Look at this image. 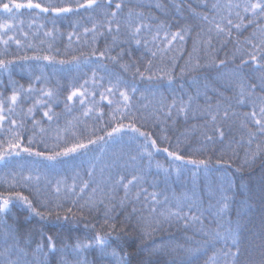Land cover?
Listing matches in <instances>:
<instances>
[{
	"label": "trees",
	"instance_id": "16d2710c",
	"mask_svg": "<svg viewBox=\"0 0 264 264\" xmlns=\"http://www.w3.org/2000/svg\"><path fill=\"white\" fill-rule=\"evenodd\" d=\"M215 2L123 0L117 42L113 43V36L104 30L95 44L92 33L85 35L84 28H90L94 22L105 23L99 11L81 10L82 15L57 19L53 25L52 19L43 14L30 16L27 10H21L23 24L17 21L14 33L21 45L12 41L7 46L0 43L3 54L0 58L15 61L9 72L0 73V94L10 96L14 83L27 87L35 76H42L44 80L37 86L56 89L59 96V103L52 106L57 115L51 121L43 116L44 108L25 120L21 147H31L33 152L48 156L75 143H87L89 139L97 143L55 160L29 155L17 148L13 151L20 152L19 156L0 162V193L11 201L8 211L0 213V253L8 250L11 259L19 258L21 264H61L62 260L74 264L77 253L73 252V246L77 241L87 243L97 233H111L107 254L102 256L95 249H85L78 254L79 259L87 264H119L118 257L111 256L112 249H116L127 264H208L213 256L216 264H233L232 258L224 253L238 247L234 264H264V152L254 159L246 155L248 130L242 127L243 114L252 111V101L264 96L261 91L264 71L258 70L251 61L241 66V58L248 59V52L253 51L246 41L252 38L253 43H259L261 37L257 33L253 38L252 26L239 32L232 28L231 36L218 35L215 24L226 25L221 17L227 15V10H214ZM226 3L228 0H220L221 5ZM137 13L151 27V30H142L146 43L142 41L140 45L129 39L131 26L140 23ZM204 16L208 19L204 20ZM4 20L0 15V22ZM160 24L165 28L157 36ZM181 29L187 30L183 41H173L171 45L162 43L165 32L170 34ZM45 31L52 35L45 36ZM69 34H72L71 40ZM209 39L211 45L206 43ZM106 47L117 60L97 59L99 51ZM94 48L97 56L92 55ZM153 51L156 56H152ZM24 56H49L52 61L24 60ZM61 60L65 63H59ZM220 60L226 63L217 67ZM149 61L155 73L152 80L133 75L136 67L143 71ZM122 65L131 67L126 71ZM181 67L188 70L181 73ZM170 70L173 72L171 83L165 75ZM94 71L98 84L103 76L102 83L107 86L108 76L116 74L128 85H135L137 91L131 93L130 110L122 109L130 111L129 116L122 119L116 114L115 103L100 101L98 93L103 88H98L95 97H89L99 101L100 107L88 117L83 116V106L78 103L70 102L71 111L64 108L73 86L78 87L87 79L88 87H93ZM253 86L255 93L250 96ZM241 88L246 97L244 104L237 103ZM182 102L185 112L178 111ZM173 103L176 107L171 108L169 116L166 110ZM217 104L220 109L215 126L224 133L222 141L211 117L206 116L208 111L216 112ZM28 106L25 105V112ZM225 108L229 109L227 119L223 118ZM17 113L13 118L19 122L23 113L19 108ZM33 118L40 121V126L33 127ZM121 122L126 127L109 138L105 133ZM129 123L149 133L160 148L168 147L186 159L208 160L206 168L184 164L177 171L170 167L171 158L152 149L150 141L148 150L154 155L149 167L148 157L142 154L145 138L130 131ZM9 126L5 121V128ZM208 135L213 137L212 141L206 139ZM99 136H104V140L97 139ZM29 137H34L32 145H28ZM8 139L7 133H0V145H3L0 151L7 150ZM158 164L162 167L157 168ZM163 169H169L168 174ZM136 174L142 175L143 180L121 203L125 193L117 181L123 176L126 183ZM84 182L89 187L80 193ZM142 189H147L148 194L157 193L160 203L150 195L145 200ZM136 192H140L139 200L135 198ZM16 193L26 196L43 215H36ZM224 198L228 207L221 210L220 201ZM177 204L183 213H188L193 206L190 215L198 216L199 220H166L161 215L162 212L167 215L169 208L176 211ZM69 208L72 212L67 211ZM230 228L236 232L237 245L230 240L227 243L209 240L208 233L226 232ZM48 237H52L57 251L45 256L43 253L49 252ZM38 247L41 252L36 251Z\"/></svg>",
	"mask_w": 264,
	"mask_h": 264
},
{
	"label": "snow or ice",
	"instance_id": "6c2138e0",
	"mask_svg": "<svg viewBox=\"0 0 264 264\" xmlns=\"http://www.w3.org/2000/svg\"><path fill=\"white\" fill-rule=\"evenodd\" d=\"M123 8V0H60V2H55V0H26V2H24V0H0V15H3L5 17L4 22H0V43L7 46L9 44V41H12L17 46L21 45V41L14 34L17 31V21H19L20 24H23V20L20 19V16L23 15L21 10H27L30 16L33 15V13L36 16H40L41 14H43L45 18L52 19L53 25H55L57 19H67L69 15H82L81 10H84V13L99 11L100 15L104 17L105 23L98 24L94 22L90 28L85 27V35H87L89 32L92 33V43L95 44L97 37L103 36L104 30H106L108 34H111L113 36V43H116L121 26V21L120 19H118V17L122 15ZM212 8L214 10H220L221 8L227 10V15L221 17V22L226 21V25L221 26V23L215 24L216 32L218 35L224 34L225 36H231L232 28H235L239 32L241 29H245L248 26L253 27V38L256 37L257 33L260 34L261 38L259 40V43H253L252 38H249L246 41L247 43L251 44L253 51L248 52V59H243V57L241 58V66L247 65L251 61V63L256 65L258 70L264 71V0H243L242 3L234 2V0H228V3L224 5L220 4V0H216V2L213 3ZM233 14L235 16V19H233ZM128 15L129 17H131L132 13L129 12ZM137 16L140 18V23L138 25L131 26L129 39L135 41L137 45H140L143 41V37L141 35L142 30L145 28L151 30V27L143 21L142 14L137 13ZM89 19H91V16H89ZM203 19L207 20L208 17L204 16ZM214 20L215 17L213 18V21ZM113 25H115V34H113ZM40 27L43 28V25H40ZM164 28L165 25L160 24L157 28L156 35L159 36L160 31H162ZM209 31H211V29H209ZM186 34V29H181L180 31H176L170 34L168 32H165L164 40L162 41V43L171 45L173 41H183ZM44 35L51 36L52 32L45 31ZM155 38L156 37H154L153 39ZM71 39L72 34H69V40ZM85 42L87 43V40ZM143 42L146 43V41ZM206 43L208 45H211V40L209 39L208 41H206ZM31 46L32 45H29V47ZM6 51L7 48H5V52ZM110 51L111 50L107 47L104 50L99 51L97 59L117 60L118 57L111 56ZM160 51H167V49H160ZM156 54L157 53L155 51L152 52V56H156ZM2 55L3 54L0 53V56ZM92 55L97 56V50L95 48L92 51ZM22 59H43L49 62L52 61V58L49 56H24L22 57ZM14 62L15 61L13 60L0 58V73L9 72L10 65ZM59 63L63 64L65 63V61L61 60L59 61ZM225 63V60H220L217 67H219L220 65H224ZM196 66H199L198 63ZM101 67H103V65H101ZM122 67H124L127 71L131 66L122 65ZM173 67H175V64H173ZM186 70H188L186 67L180 68L181 73H184ZM160 71H163V69H161ZM96 75L97 74L94 71L91 77V84L93 85L91 89L88 87L89 80L87 79H85L84 82L78 87L73 86L72 90L66 97L64 108L67 111H71L72 108L70 106V102L78 103L79 105L83 106V116L88 117L91 113L94 112L95 109L100 107L99 101H96L95 99H89V97H95L97 95L98 88H103L104 90L99 91L98 93L100 101H107L109 105L115 103L117 105V108L115 110L116 114L120 115L122 119L129 116L130 111H122V109L130 110V101L132 100L131 93H135L137 91L135 85H128L118 75L110 74L108 76L107 86H105L102 83L105 77H100L99 80L101 83L98 84ZM133 75L138 76L140 79L152 80L155 75V73H153L152 71V62L149 61L148 67H146L143 71H141L139 67H136ZM165 75L168 77L169 83H171V80L173 79V72L170 70L166 72ZM42 80H44L42 76H35L33 81L30 82L27 87L22 84L17 85L14 83L10 96L5 97L3 94H0V133H7L9 135L7 150L0 151V162L5 161L6 158H10L13 155L19 156L20 152L13 151L17 148H19L22 152L28 153L29 155L44 157L47 160H55L58 156H68L70 154L76 153L81 149L88 148L90 144L94 145L97 143V140L89 139L87 143H75L71 147H65L63 151H57L55 152V154L48 156H44V153L39 151L33 152L31 147H21V133L25 127V120L27 118L34 117L35 112L40 110L41 108L46 109L43 111V116L46 117L49 121H51L53 117L57 115L55 112H53L52 106L53 104L59 103L58 92L53 88L37 86L41 83ZM262 84H264V79H262ZM261 91L264 92V87L261 88ZM254 93L255 86L252 87L249 95H254ZM240 97L241 98L237 101V103L244 104L246 97L243 88H241ZM74 98L76 99L74 100ZM190 103L191 98H189V105ZM252 104V111L243 114L244 120L242 121V127L248 130L247 144L249 146V151L246 153V155L254 159L256 155L264 152V96L257 97L256 100L252 101ZM25 105H30L27 107L26 112L24 111ZM173 107H176L175 103H173V105H171L166 110L169 116L171 115V108ZM18 108L20 109V112L23 113V116L21 117L19 122L15 118H13L18 114ZM219 109L220 105L217 104L216 112L213 113L211 111H208L206 113V116L211 117L213 127L216 131L220 132V139L222 141L224 138V133L222 130L215 126L217 116L219 115ZM161 111H165V109L162 108ZM178 111H186V106L183 104V102L179 106ZM5 113H8V115H5ZM232 115H236V113L233 112ZM228 117L229 109L225 108L223 111V118L227 119ZM113 119H115V115L113 116ZM5 121H8L10 125L7 128H5ZM32 124L34 128L38 127L40 126V121L33 118ZM253 125L255 126L254 128L252 127ZM125 127L126 126L121 122L116 127H113L111 131H107L105 134L109 138H112L114 134L122 132ZM127 128L133 133H139L141 137L145 138V143L142 146L144 150L142 154H146V156L148 157L149 167L151 166V158L154 155L152 151L148 150L149 141L152 149H155L156 152L162 151L171 158L172 163L170 167L175 168L177 171H179L180 167L184 164L195 165L197 166V168H199L200 166H205L206 168L208 164V160L192 158L186 159L184 155H181L176 151H170L168 147H158L156 139H153L149 133L140 131V129L137 128L134 123H129L127 125ZM40 131L43 132L44 129L41 127ZM33 139L34 137L28 138V145H32ZM97 139L104 140V136H99ZM164 139L167 140V137L165 136ZM206 139L208 141H212L213 137L211 135H208L206 136ZM105 143H107V141H105ZM253 144H255L254 151L252 150ZM0 148H3V145H0ZM132 159L135 160L136 157H132ZM177 161L181 163L176 164ZM161 167V165H157V168ZM163 171L165 172V174H168L169 169H163ZM88 175L91 177L92 172H89ZM124 180L125 177L121 176L117 181V183L120 184L121 187H123L125 193L124 199L121 200V203H123L124 200L132 195L133 189H135L137 185L140 184V182L143 180V176L136 174L133 175L131 179H128L126 183L124 182ZM130 185L132 186L131 188L129 187ZM74 187L75 185H73V188ZM88 187L89 183L84 182L83 187L79 189L80 193H84L85 189H87ZM142 191L146 194L144 196L145 200H147L150 195L153 201H155L156 203H160V201L157 199V193L153 192L151 194H148L147 189H142ZM57 192H59V187H57ZM92 192L95 193L96 189L93 188ZM15 195L18 199L23 200L36 215H43L40 211L33 208L32 202L28 200L26 196H23L20 193H16ZM135 198L137 200L140 199V192L135 193ZM165 199H167V197H165ZM226 199L227 198H224L220 201V203L223 205V208L221 210L228 207ZM10 202V197L5 196L3 193H0V213H6L8 211ZM192 207L193 206L189 207L188 213H183V208L179 204H177L176 211H172V209L169 208L167 210V215H165V213L163 212L161 213V215L165 216L166 220L175 218L177 220L190 219L192 221H198V216L190 215V213L192 212ZM67 211L72 212V209L69 208ZM152 211L155 212L156 209L152 208ZM112 227L114 230L115 226L113 225ZM207 235L210 241L223 240L225 241V243H227V241L230 240L233 245H237L236 232L231 228L226 232L216 231L214 234L208 233ZM110 236L111 233H108L107 235H101L100 233H97L93 238L89 239L87 243L77 241L73 246V252L77 253V258L74 264H87L86 261H81L78 255L85 249H95L99 251L102 256L107 254L108 249L111 247V243L109 240ZM47 239L49 252L43 253L45 256L49 255V253H55L57 251L55 244L52 241V237H48ZM41 250V247H38L36 251L41 252ZM224 255L226 257H231L234 264L235 258L239 255V248L237 247L235 251L229 249L224 253ZM111 256L114 258L118 257L119 264H127L126 258L120 256L116 249H112ZM0 257H2L0 258V264H21L19 258L15 261L11 259V254L10 252H8V250H5V253H0ZM61 264H67V262L62 260ZM208 264H216V257H211L208 261Z\"/></svg>",
	"mask_w": 264,
	"mask_h": 264
}]
</instances>
